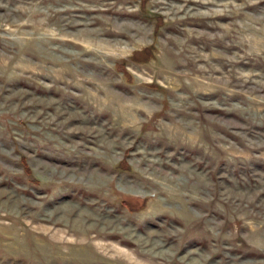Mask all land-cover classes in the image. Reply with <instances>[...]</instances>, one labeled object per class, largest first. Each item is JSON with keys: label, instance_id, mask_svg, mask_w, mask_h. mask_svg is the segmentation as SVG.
<instances>
[{"label": "rangeland", "instance_id": "rangeland-1", "mask_svg": "<svg viewBox=\"0 0 264 264\" xmlns=\"http://www.w3.org/2000/svg\"><path fill=\"white\" fill-rule=\"evenodd\" d=\"M0 264H264V0H0Z\"/></svg>", "mask_w": 264, "mask_h": 264}, {"label": "trees", "instance_id": "trees-1", "mask_svg": "<svg viewBox=\"0 0 264 264\" xmlns=\"http://www.w3.org/2000/svg\"><path fill=\"white\" fill-rule=\"evenodd\" d=\"M128 203V202H127Z\"/></svg>", "mask_w": 264, "mask_h": 264}]
</instances>
